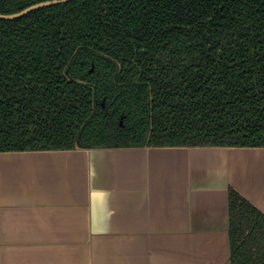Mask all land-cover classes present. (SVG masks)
<instances>
[{
  "label": "trees",
  "instance_id": "16d2710c",
  "mask_svg": "<svg viewBox=\"0 0 264 264\" xmlns=\"http://www.w3.org/2000/svg\"><path fill=\"white\" fill-rule=\"evenodd\" d=\"M142 146L264 147V0H72L0 19V152ZM229 213L231 264H264V211L230 188Z\"/></svg>",
  "mask_w": 264,
  "mask_h": 264
},
{
  "label": "crops",
  "instance_id": "0c3cea01",
  "mask_svg": "<svg viewBox=\"0 0 264 264\" xmlns=\"http://www.w3.org/2000/svg\"><path fill=\"white\" fill-rule=\"evenodd\" d=\"M264 211V147L0 152V264H231L229 190Z\"/></svg>",
  "mask_w": 264,
  "mask_h": 264
},
{
  "label": "water",
  "instance_id": "95a60500",
  "mask_svg": "<svg viewBox=\"0 0 264 264\" xmlns=\"http://www.w3.org/2000/svg\"><path fill=\"white\" fill-rule=\"evenodd\" d=\"M70 1L72 0H47V1L39 2L16 13H11V14L0 13V19H5V20L17 19L36 9H40V8L47 7V6H53V5H57L61 3H67Z\"/></svg>",
  "mask_w": 264,
  "mask_h": 264
}]
</instances>
